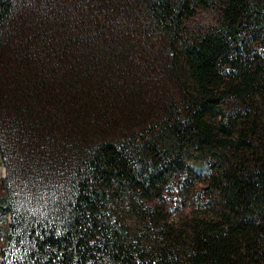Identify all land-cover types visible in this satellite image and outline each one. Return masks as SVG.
I'll use <instances>...</instances> for the list:
<instances>
[{
    "label": "trees",
    "instance_id": "obj_1",
    "mask_svg": "<svg viewBox=\"0 0 264 264\" xmlns=\"http://www.w3.org/2000/svg\"><path fill=\"white\" fill-rule=\"evenodd\" d=\"M0 156V264H264V0H0Z\"/></svg>",
    "mask_w": 264,
    "mask_h": 264
},
{
    "label": "rangeland",
    "instance_id": "obj_2",
    "mask_svg": "<svg viewBox=\"0 0 264 264\" xmlns=\"http://www.w3.org/2000/svg\"><path fill=\"white\" fill-rule=\"evenodd\" d=\"M221 23V15L219 7H212L210 9H199L196 15L187 21V26L192 34H203L216 28ZM200 166V165H197ZM7 167L0 156V194H5L4 180L8 174ZM209 182L205 180L201 183L197 190L193 193L191 199H186L181 190L175 188L170 191L166 197V209L171 218V222L179 224L185 218L203 214V208L210 205L213 208L217 202L213 199L211 191L207 189ZM9 217L1 216L0 214V251L6 247V240L4 235L8 229ZM2 255L0 254V259ZM1 262V261H0Z\"/></svg>",
    "mask_w": 264,
    "mask_h": 264
}]
</instances>
